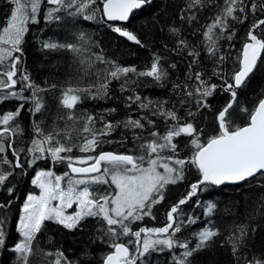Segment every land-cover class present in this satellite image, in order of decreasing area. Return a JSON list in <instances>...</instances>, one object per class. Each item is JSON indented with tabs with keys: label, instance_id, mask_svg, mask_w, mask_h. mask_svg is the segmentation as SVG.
Returning <instances> with one entry per match:
<instances>
[{
	"label": "trees",
	"instance_id": "obj_1",
	"mask_svg": "<svg viewBox=\"0 0 264 264\" xmlns=\"http://www.w3.org/2000/svg\"><path fill=\"white\" fill-rule=\"evenodd\" d=\"M101 2L102 0H96L94 7L99 10L95 19L86 20L83 16H69L67 12L62 11L59 13V20L46 21L44 13L51 6L46 0H42L41 11L37 14L38 22H29L27 25L28 31L21 44L22 53H14V56L20 57L17 75L14 77L17 83L11 89L0 88V93L14 91L30 98L33 95L31 88H25L21 92L26 83L21 77L28 75L34 85L44 90L39 93L43 105L39 112L30 111L34 107L31 99L22 100L9 96L0 102V116L8 111L14 112L23 104L15 119L20 131L4 138L5 152L0 153V170L12 173L5 184L0 186V204L6 205L0 208V229L5 233V243L0 245V264H17L18 254L13 251L14 245L20 240L17 222L26 196L36 192L37 188L32 184L36 172L52 170L56 175L69 172L70 176H73L67 162H53L47 154L29 167L28 161L34 157L32 153L27 152V148L31 146L33 138H42L37 136L36 127H39L44 135L56 134L59 140L70 147L83 143L85 134L81 129L84 127V118L88 115L95 118L93 130L97 132L103 128L101 117L105 121L115 123L125 121L130 116L133 119L147 116L155 121L154 125L142 120L145 124L143 129H125L120 126L109 136L104 137V142L95 152L82 153L79 147H73V151L67 154L74 157L95 156L104 151L139 156L142 152L138 145L145 140H135L134 135L148 138L149 133L153 131L164 134L167 126L174 123L151 114L154 106L158 102H163L164 107L174 110L182 121L192 122L201 132V142H206L210 136L218 132L216 116L231 98L230 94L223 90L221 76L231 82L232 72L238 70L241 50L247 40L249 29L256 21L264 19V10L260 8L264 0H244L245 11L237 12V19L229 18V27L218 40L219 51L213 57L207 52L203 32L222 11L225 0H202L201 4L191 8L188 5L192 0H151L132 13L125 24L106 22L102 17ZM253 3L257 5L255 9L252 8ZM15 7L13 0H0V30L6 26ZM189 17L193 19L189 20ZM109 24L133 32L141 44H133L124 39L119 33L114 32ZM173 28L178 29V33L174 34L171 31ZM81 32L85 34L88 43L83 46L85 51L79 56L67 49H44L41 46L42 41L77 43L76 37ZM230 33H234L231 40L227 39ZM254 34L264 35V26L257 28ZM180 40H184L188 47L178 46ZM192 50L199 55L195 57L198 63L193 64L190 70L189 64L194 59L189 55ZM94 54H101L108 63L96 61ZM154 55L160 57L161 64L168 72V76L161 82H156L151 77H137L129 73L126 76L121 75L118 80L110 79L108 92L103 97L92 98L88 93H80L82 99L73 109H65L60 104L61 93L68 87H91L92 91H95L92 86L97 85L98 78L103 82L107 72L113 70L111 62L121 67H135L138 71H144L150 68ZM221 55L225 59L222 63H217ZM10 59L0 65V72L8 70ZM81 59L85 60L83 65L80 63ZM89 59L92 61L91 65L87 63ZM173 64L174 68L171 67ZM194 72H200L204 80L218 86L212 96L207 98L209 107L199 110L196 98L188 97L184 88L187 84L188 90L194 91L198 82L194 77L189 79ZM0 79L11 83L7 81L6 76L0 75ZM122 85L125 87L124 91L121 90ZM173 85L180 87L174 88ZM134 95L140 96L144 103L153 102V106L141 109L139 101L129 106L127 97ZM263 96L264 56L247 83L237 89V101L230 110L229 119L234 125L243 126L248 120V114L242 112L241 108L252 110ZM110 109L115 111H108ZM189 112L194 115L189 117ZM69 115L75 119H67ZM190 139L182 135L174 140L180 158L190 160L193 152ZM8 143L13 147L8 148ZM13 150L19 156L23 165L21 168L14 167L16 157ZM168 154L170 153L167 151L163 153ZM5 157L11 163H4ZM143 166H148L146 161ZM75 176L77 175L73 177ZM199 179L197 168L187 163L184 179L168 185L164 190V199L153 206L152 216L133 221L132 230L164 226L169 208L183 198L190 185ZM88 186L96 199L115 191V186L110 180L108 183ZM9 187L14 189L11 194L7 191ZM9 200L12 201L11 204H8ZM209 203L215 204V209L210 215H205ZM181 211L180 220L183 221V226L177 233V238L182 242L187 241L190 247H195L196 233L205 227L212 226L220 233L206 249L194 253L188 264H237L227 238L241 227L248 231L241 255L248 258L264 256V174H258L238 185H206L204 191H200L181 206ZM188 217H192L195 223H188ZM106 228V222L97 217L85 218L75 229H66L55 221H45L42 231L37 233L34 240V254L30 257L29 264H52L56 260L57 250L63 252L71 264H102L103 257L112 251L110 247L112 240L103 232ZM130 239L135 240V237L121 236L117 242L127 243ZM130 247L134 250V246ZM181 251L179 248L151 251L141 259L143 264H174L173 254L179 255ZM47 253L52 255H46ZM61 264L65 262L62 261Z\"/></svg>",
	"mask_w": 264,
	"mask_h": 264
},
{
	"label": "snow or ice",
	"instance_id": "obj_2",
	"mask_svg": "<svg viewBox=\"0 0 264 264\" xmlns=\"http://www.w3.org/2000/svg\"><path fill=\"white\" fill-rule=\"evenodd\" d=\"M50 5L44 13L46 21L59 20V13L67 12L69 16H83L86 20L96 18V9L94 6L96 0H46ZM151 0H102V14L108 21H127L130 14L137 9H141ZM16 7L12 10L11 16L5 27L0 30V65L4 61L9 60L8 70L0 72V75L6 76V81L0 79V88L11 89L16 85L17 66L19 56L14 53H22L21 44L25 33L28 31V23H36L37 14L41 11L42 0H13ZM202 0H192L188 5L189 8L199 5ZM244 0H225L222 11L215 16L212 23L206 26L203 32L205 37V45L210 56H215L219 51L218 40L224 35L225 30L229 27V18L237 19V12L243 13ZM257 5L252 4L255 9ZM264 10V4L260 5ZM30 9V10H29ZM193 17H189V20ZM264 26V19L256 21L247 33V40L242 47V58L239 59L238 70H234L231 74V82L228 79L223 80V90L230 94L228 103L219 110L216 121L218 124V132L210 136L206 142H201V132L197 130L192 122L182 121L174 110L166 109L163 102H158L152 111L153 116H160L165 121L171 120L164 134L156 131L149 133L148 138H142L134 135L135 140L144 139L145 142L138 145L142 154L135 156L125 153H114L100 151L98 155H86L82 157H74L67 155L73 151V147H79L82 153L95 152L104 142V137L109 136L116 128L123 126L125 129H143L145 124L142 120H146L147 124L154 125L155 121L147 116L139 119H133L131 116L125 121H105L101 117L103 128L100 131H94L95 118L88 115L84 118V127L81 129L85 134L83 143L80 145L66 146L57 138L54 133L44 135L39 127L35 131L38 137L33 138L31 146L27 148V152L33 154V159L28 161L29 167L36 160L44 158L45 154L51 157L53 162H67V166L72 174H77L78 178H72L69 172H65L63 176L55 175L51 171H37L32 180V184L40 189V195L29 194L22 208V215L17 227L22 239L14 245L13 251L17 255V264H29L30 257L34 254L33 243L37 233L42 231L45 221H55L63 225L66 229H75L87 217L102 218L106 222L107 228L103 230L112 243L110 247L114 251H109L103 257V264H143L142 259L151 251H164L165 249L173 250L176 248L182 251L173 254L174 264H188L189 258L196 252L206 249L220 235L219 231L212 226L205 227L196 233L197 242L195 247H190L187 241H180L177 233L180 232L183 221L180 220L182 215L181 206L185 205L192 197L196 196L200 191L205 190L206 185H220L224 182H241L248 178L264 174V98H260L258 103L252 110L245 107L241 108L242 112L248 114V120L243 126L234 125L229 119L230 110L237 101V89L243 87L251 74L254 73L259 62L264 56V35L257 36L254 31ZM112 30L126 37L136 44H141L137 36L122 27L113 26ZM218 30V31H217ZM175 34L178 29H171ZM234 33L227 35V39L231 40ZM77 43H56L42 41L41 46L44 49H67L78 56L82 54L84 45L88 43L83 32L76 37ZM2 45H7L4 47ZM178 46L188 47L184 40L178 41ZM95 60L101 63H108L101 54H94ZM189 55L194 59L189 64L191 70L192 65L198 63L195 59L199 55L198 52L192 50ZM225 57L221 55L217 63H222ZM83 65L84 59L80 60ZM91 65L92 61H87ZM112 69L107 72L103 78V82L98 78L97 85L92 88H73L68 87L61 93L60 104L65 109H73L82 99L80 93H88L92 98L103 97L108 92L109 80H118L121 75L132 73L137 77H151L156 82H161L168 76L167 70L163 67L159 56H155L150 68L144 71H138L135 67H121L111 62ZM171 67H175L173 64ZM215 74L219 75L218 72ZM194 77L198 82L194 91L188 90V85L184 88L186 95L190 98L195 97L197 101V110L207 108V98L212 96L217 89L216 84H211L202 78L200 72H194L189 79ZM21 80L26 82L21 88V92L25 88H31L33 95L30 98L23 97L20 93L9 91L0 93V102L9 96H15L19 99H31L34 107L30 110L33 113L39 112L42 108V97L39 95L43 89L34 85L28 75H23ZM54 87V86H53ZM174 88L180 85H173ZM124 91V85L121 86ZM131 103L140 102L141 109H147L153 106V102L144 103L138 95L127 97ZM23 104L14 112L8 111L0 116V153L5 152V137L9 134L15 135L19 133L20 126L15 124V119L19 115ZM114 112L115 109L108 110ZM189 117L194 113L189 112ZM67 119L72 120L75 117L69 115ZM15 124V126H13ZM190 137V143L193 148L190 160L180 158L178 146L174 140L180 136ZM90 137V138H89ZM111 143V141H108ZM8 148H12L11 143L7 144ZM167 151L170 154L163 155ZM63 154V155H62ZM13 155L16 157L15 168H21L19 156L15 150ZM147 162V167L143 164ZM4 163H11L5 157ZM191 163L195 166L200 174V179L190 185L187 194L179 201L174 203L166 213V223L162 227L147 228L142 227L136 231L131 228L133 221L142 220L145 216H152L153 206L159 204L164 199V190L170 184H176L184 179L185 165ZM86 165V166H76ZM158 169H163L159 171ZM11 172L0 170V186H3L11 176ZM110 175L111 183L115 185V191L107 195H101L99 199L94 198L92 192L89 191L88 185L98 183H108L106 178ZM54 177V179H53ZM68 178L67 188L61 187V181ZM83 185V187H78ZM8 193L11 194L14 189L9 187ZM53 201H59L53 204ZM12 201L9 200L8 204ZM76 205V211L72 214H66L65 209ZM6 205L0 204V208ZM215 209V204L209 203L205 209V215H210ZM153 219L155 217H152ZM188 223H195L192 217H188ZM143 234V235H142ZM248 235L246 228L236 229L227 238V243L231 246V252L236 257L237 264H264V256L257 258L252 256L241 255L244 240ZM121 236L135 237V240H129L127 243L117 242ZM5 243V233L0 229V245ZM130 245L134 246L133 248ZM46 255H52L47 253ZM56 260L52 264H71L64 257L63 252L57 250L55 253Z\"/></svg>",
	"mask_w": 264,
	"mask_h": 264
},
{
	"label": "rangeland",
	"instance_id": "obj_3",
	"mask_svg": "<svg viewBox=\"0 0 264 264\" xmlns=\"http://www.w3.org/2000/svg\"><path fill=\"white\" fill-rule=\"evenodd\" d=\"M30 10V9H29ZM78 166H82V165H79V164H77ZM147 167V166H146ZM159 171H163V169H158ZM40 171H51L52 172V170H40ZM56 175V174H55ZM61 176H63V175H61ZM74 176V175H73ZM73 176H71L72 178H78L77 176H75V177H73ZM107 178H109V180H110V175L107 177ZM53 179H54V177H53ZM110 182H111V180H110ZM114 185V184H113ZM36 186V185H35ZM67 186H68V179L66 180L65 178L64 179H62V181H61V187L62 188H67ZM115 186V185H114ZM79 187V186H78ZM80 187H83V186H80ZM89 187V186H88ZM36 192H33V193H31V194H33V195H40V189H39V187H37L36 186ZM90 191V190H89ZM30 194V193H29ZM28 194V195H29ZM27 195V196H28ZM27 196H26V199H27ZM25 199V200H26ZM24 203H25V201H24ZM24 203H23V205H24ZM59 203V201H53V204L55 205V204H58ZM23 205H22V207H21V211H20V216H19V219H18V222H17V227H18V224H19V221H20V217H21V215H22V208H23ZM76 211V205L75 204H73V206L71 207V208H66L65 209V213L66 214H72V213H74ZM19 235H20V233H19ZM22 239V237H21V235H20V240ZM19 240V241H20ZM18 241V242H19Z\"/></svg>",
	"mask_w": 264,
	"mask_h": 264
},
{
	"label": "water",
	"instance_id": "obj_4",
	"mask_svg": "<svg viewBox=\"0 0 264 264\" xmlns=\"http://www.w3.org/2000/svg\"><path fill=\"white\" fill-rule=\"evenodd\" d=\"M102 7H103V3L101 4V12H102ZM138 10V9H137ZM134 11H136V10H134ZM133 11V12H134ZM132 12V13H133ZM131 13V14H132ZM131 14H130V16H131ZM102 16H103V14H102ZM104 18V20L106 21V22H113V21H108L107 20V18L106 17H103ZM128 21V20H127ZM127 21H115V22H118V23H120V24H125ZM121 36V35H120ZM121 37H123V36H121ZM124 39H126V40H128L126 37H123ZM129 42H131V43H133V44H136L134 41H130V40H128ZM241 54H242V50H241ZM242 58V56H240V59ZM263 98H264V96H263ZM76 166H78V165H76ZM82 166H86V165H82ZM70 170V169H69ZM73 175H77V174H73ZM248 179H250V178H248ZM247 179V180H248ZM247 180H245V181H247ZM245 181H241V182H235V183H233V182H224V183H222V184H220V185H213V186H221V185H225V184H229V185H238V184H241V183H243V182H245ZM112 251H114V249H112ZM102 264H103V262H102Z\"/></svg>",
	"mask_w": 264,
	"mask_h": 264
},
{
	"label": "bare ground",
	"instance_id": "obj_5",
	"mask_svg": "<svg viewBox=\"0 0 264 264\" xmlns=\"http://www.w3.org/2000/svg\"><path fill=\"white\" fill-rule=\"evenodd\" d=\"M101 4H102V2H101ZM136 11H137V10H136ZM134 12H135V11H134ZM134 12H133V13H134ZM131 15H132V14H131ZM102 17H103V16H102ZM103 19H104V18H103ZM116 23H118V22H116ZM118 24H120V23H118Z\"/></svg>",
	"mask_w": 264,
	"mask_h": 264
}]
</instances>
